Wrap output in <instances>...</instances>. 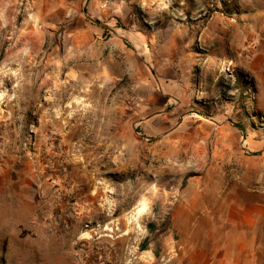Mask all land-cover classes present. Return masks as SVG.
I'll return each mask as SVG.
<instances>
[{
    "label": "clouds",
    "instance_id": "obj_1",
    "mask_svg": "<svg viewBox=\"0 0 264 264\" xmlns=\"http://www.w3.org/2000/svg\"><path fill=\"white\" fill-rule=\"evenodd\" d=\"M146 256L264 264V0H0V264Z\"/></svg>",
    "mask_w": 264,
    "mask_h": 264
},
{
    "label": "crops",
    "instance_id": "obj_2",
    "mask_svg": "<svg viewBox=\"0 0 264 264\" xmlns=\"http://www.w3.org/2000/svg\"><path fill=\"white\" fill-rule=\"evenodd\" d=\"M190 132L192 131V130H189ZM246 190L245 189H243V186H240L239 188H236L235 189V195H238V196H241V198H243V193L245 192ZM233 195V192H229V196H232ZM241 207H243V205H241ZM226 211V215L229 217V218H231L232 217V212H231V210L230 209H226L225 210ZM252 211H254V209H251V210H249V212H248V214H247V216L245 217V218H249L250 216H251V214H252ZM226 227H227V225H226ZM148 261H149V259H148Z\"/></svg>",
    "mask_w": 264,
    "mask_h": 264
},
{
    "label": "rangeland",
    "instance_id": "obj_3",
    "mask_svg": "<svg viewBox=\"0 0 264 264\" xmlns=\"http://www.w3.org/2000/svg\"><path fill=\"white\" fill-rule=\"evenodd\" d=\"M189 130H192V129H189ZM56 179H57V177H53V181H54V182L56 181ZM84 223H88V221L85 220ZM105 230H107V229H105ZM88 236H89V234H88L87 232H85L82 238H83L84 240H87V239H88ZM103 239H105V237H101V240H103ZM148 259H149V258L146 256V257H145V264H148Z\"/></svg>",
    "mask_w": 264,
    "mask_h": 264
}]
</instances>
